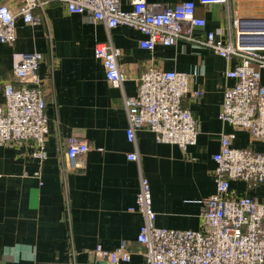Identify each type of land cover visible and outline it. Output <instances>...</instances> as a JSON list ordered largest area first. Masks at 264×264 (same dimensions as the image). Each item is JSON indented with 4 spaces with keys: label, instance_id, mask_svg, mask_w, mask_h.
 Listing matches in <instances>:
<instances>
[{
    "label": "crops",
    "instance_id": "obj_1",
    "mask_svg": "<svg viewBox=\"0 0 264 264\" xmlns=\"http://www.w3.org/2000/svg\"><path fill=\"white\" fill-rule=\"evenodd\" d=\"M192 1L196 15L206 22L203 28H193L197 37L232 28L236 18L245 30L264 21V0L211 5ZM120 2L123 9L131 8L129 0ZM36 13L41 17L38 24L16 21L13 46L0 44V85L12 79L13 51L43 53L38 75L48 122L43 158L33 156L31 142L0 146V264H109L95 260L91 250L97 245L114 250L122 242L131 257L121 264H144L142 245L136 241L143 217L130 210L141 177L150 185L156 226L199 230L203 200L215 190L212 157L221 135H228L234 147L264 152V140L218 118L224 90L234 84L225 71L237 60L186 39L146 50L139 46L144 35L132 26L108 29L86 13H69L57 0H49ZM104 42L121 50L118 63L126 74L121 86L107 82L94 55L95 45ZM149 67L188 74L189 92L182 104L196 119L195 144L181 149L158 143L146 128L135 132L134 142L127 140L124 98L136 94L137 78ZM195 90L201 92L198 98L192 96ZM71 136L85 140L89 150L63 175L61 151ZM133 152L137 159L129 160L127 154ZM228 194L264 201V183L249 187L231 180Z\"/></svg>",
    "mask_w": 264,
    "mask_h": 264
},
{
    "label": "built area",
    "instance_id": "obj_2",
    "mask_svg": "<svg viewBox=\"0 0 264 264\" xmlns=\"http://www.w3.org/2000/svg\"><path fill=\"white\" fill-rule=\"evenodd\" d=\"M69 13H86L93 21H103L108 29L118 24L132 26L144 38L139 46L153 50L157 44L172 46L178 39L202 43L227 60L236 59L225 76L234 84L224 90L218 118L246 130L251 138L264 140V21L253 30L241 28L238 18L232 28H216L205 35H193V28L205 27L196 15L195 3L184 0L173 4L129 0L123 9L120 0H57ZM49 0H0V44L13 46L17 20L35 25L41 21L36 13ZM202 5L227 4L228 0H199ZM262 19L264 20V16ZM251 35V36H248ZM121 50L110 42L97 43L94 55L100 60L105 79L121 86L126 74L120 68ZM39 51H13L12 79L0 85V146L31 142L33 156L43 158L48 133L45 115L43 81L38 66L43 60ZM189 92L185 72L149 67L137 78V92L124 98L127 114L126 138L134 142L135 132L146 128L158 143L177 145L181 149L197 139V123L191 111L182 104ZM201 92H192L198 98ZM87 142L76 136L67 138L61 151V172L75 168L88 152ZM136 160L135 152L127 154ZM215 162V190L203 200V228L178 230L155 225L150 185L141 177L135 206L143 217L136 241L142 245L144 264H264V201L251 197L229 196L231 180H242L249 187L264 183V152L251 147L231 145L222 134ZM97 261L109 264L127 263L131 251L126 244L107 250L97 245L91 250Z\"/></svg>",
    "mask_w": 264,
    "mask_h": 264
}]
</instances>
